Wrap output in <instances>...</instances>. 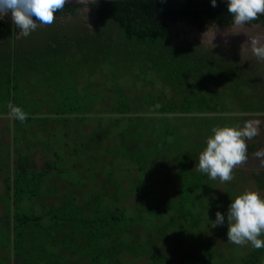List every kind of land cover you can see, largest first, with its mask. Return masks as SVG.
Masks as SVG:
<instances>
[{
    "label": "trees",
    "instance_id": "16d2710c",
    "mask_svg": "<svg viewBox=\"0 0 264 264\" xmlns=\"http://www.w3.org/2000/svg\"><path fill=\"white\" fill-rule=\"evenodd\" d=\"M82 6L65 4L27 37L0 21V264H261L264 247L212 227L243 192L237 180L194 167L213 127L264 121L263 62L178 39L177 26H232L226 4L101 1L87 5L91 26L75 27ZM244 25L264 29V17ZM102 66L106 82L81 85L82 68ZM31 75L43 80L39 100ZM9 104L23 121L9 120ZM190 119L202 129L185 150ZM254 150L246 144V156ZM249 179L264 192V169Z\"/></svg>",
    "mask_w": 264,
    "mask_h": 264
},
{
    "label": "clouds",
    "instance_id": "9594fccd",
    "mask_svg": "<svg viewBox=\"0 0 264 264\" xmlns=\"http://www.w3.org/2000/svg\"><path fill=\"white\" fill-rule=\"evenodd\" d=\"M209 2L211 7H215L217 0ZM64 5L65 0H0V21L6 14L10 15L14 27L19 30L18 34L27 37L38 26L52 24L54 13ZM226 9L232 17V24L241 26L264 13V0H226ZM248 47L253 56L264 60V42L260 38H251ZM8 114L15 120L25 119L24 111L18 106L9 104ZM255 135L256 128L250 121H245L242 127H213L194 167L210 179L229 181L233 167L246 159L245 139ZM253 155L264 166V149L257 150ZM211 222L212 227L226 223V239L234 244L247 242L253 248L264 247V240L258 238L264 232V198L256 191L245 190L237 195L230 200L225 214L219 210L214 212Z\"/></svg>",
    "mask_w": 264,
    "mask_h": 264
},
{
    "label": "rangeland",
    "instance_id": "374dc122",
    "mask_svg": "<svg viewBox=\"0 0 264 264\" xmlns=\"http://www.w3.org/2000/svg\"><path fill=\"white\" fill-rule=\"evenodd\" d=\"M77 11H78L79 18L77 19L76 22L75 20H72L71 24L75 25V27H78L79 22H83L91 26V24L94 21V16H93L92 11L87 7V5L80 7L79 10ZM66 20H68V18L63 19V20L61 19L62 23L64 24H67L68 21ZM177 30L179 31L178 39L186 38L190 42H194L196 44H204V45L213 46V47L233 45L239 50V51H236V53L241 55V58L248 59L244 57V56H248L250 57L251 61H254L255 63H259L258 61H261L264 64V60H258L255 56H253L248 47V41L253 37H258L261 39L262 42H264V29H262L258 25L256 26L254 25L253 26H245V25L234 26L232 25L227 28L213 26V27H205L203 29L185 28V27L177 26ZM107 70H108L107 66H102L101 69L97 73L89 72L87 68H82L79 73L78 81L81 82V85H85V84L87 85L88 84L87 82L89 80H92L93 83L102 84L103 82L107 81V79L105 78V72ZM129 81L131 80L129 79ZM42 82H43L42 79L34 75H31L29 86H27V90H29L31 93V95H29L30 98H33L36 100H39L40 98H42L41 96ZM136 86H139V83H136ZM224 94H226L227 96L225 98H222V103L228 104L232 98L228 92H225ZM233 105L234 104H230L231 107H233ZM26 110L28 112H31V111H36L39 109L28 106L26 107ZM182 122L180 124L172 123L173 128H170V131L173 133H177L181 128ZM187 122H188V126L185 128L186 133H187L186 137L194 140L195 137H197V135L201 131L202 124L199 121L194 120V119L187 120ZM250 122H252L253 126L256 128V135L253 136L251 139H245V144L254 145L256 151L259 149H264V121L263 120H252ZM6 123H7V120L3 119L0 121V126H3L4 128ZM162 129H164V127H162ZM145 131H148L147 128H145ZM203 132H206L205 128H203ZM162 133L163 131H161L159 134H162ZM195 133L197 135L192 136ZM157 134L158 133L153 134V136L158 137ZM196 146H197L196 142L192 144L189 142L184 147H185V150H188V149H195ZM31 150H33V157L31 158L32 161L37 166H40L42 164L43 151L40 150L39 145H33V148ZM177 153L179 156V154H182V151H177ZM253 154L247 155L245 160H243L242 162H240L239 164L233 167L231 171V179L237 180L236 188L241 189L242 191H245V190L256 191L259 194V196L263 198L264 192L257 191L252 181L249 179L251 172L264 169V166H261L260 164V159L256 158ZM160 165L161 164L159 165L157 164L156 168L162 169L161 167H159ZM224 185L225 183H223V186Z\"/></svg>",
    "mask_w": 264,
    "mask_h": 264
},
{
    "label": "water",
    "instance_id": "95a60500",
    "mask_svg": "<svg viewBox=\"0 0 264 264\" xmlns=\"http://www.w3.org/2000/svg\"><path fill=\"white\" fill-rule=\"evenodd\" d=\"M101 1H105V2H113V1H120V0H65V4H72V5H89V4H93V3H97V2H101ZM180 1H185V0H180ZM217 2L222 3V4H226V0H217ZM261 17H264V13L259 14ZM4 20L6 21H11L10 19V15H5ZM9 120L12 121V118L10 116ZM261 264H264V258Z\"/></svg>",
    "mask_w": 264,
    "mask_h": 264
},
{
    "label": "flooded vegetation",
    "instance_id": "af4514ba",
    "mask_svg": "<svg viewBox=\"0 0 264 264\" xmlns=\"http://www.w3.org/2000/svg\"><path fill=\"white\" fill-rule=\"evenodd\" d=\"M237 51H239V50H237Z\"/></svg>",
    "mask_w": 264,
    "mask_h": 264
}]
</instances>
